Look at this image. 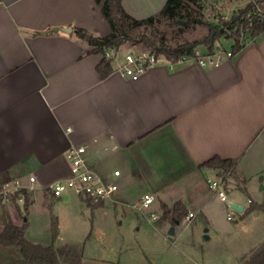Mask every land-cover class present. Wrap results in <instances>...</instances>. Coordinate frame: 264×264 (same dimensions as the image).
<instances>
[{
	"label": "crops",
	"instance_id": "1",
	"mask_svg": "<svg viewBox=\"0 0 264 264\" xmlns=\"http://www.w3.org/2000/svg\"><path fill=\"white\" fill-rule=\"evenodd\" d=\"M166 3L122 0L137 20L157 15ZM59 27L73 32L52 33ZM76 29L97 37L112 32L96 0H0V190L14 181L30 187L34 176L53 198L45 188L71 176L68 152L86 145L97 172L121 171L117 199L122 178L124 185L145 177V194L159 209L181 202L194 219L201 214L209 222L220 200L208 179L223 180L230 196L248 192V178L264 173V32L240 42L242 49L218 68L162 62L143 76L113 71L101 79L103 55ZM110 153L122 155L124 166L108 169ZM214 157L233 162L235 174L202 167ZM7 203L0 201V219L14 224ZM247 209L244 217L263 213L246 215ZM23 224L28 219L14 225Z\"/></svg>",
	"mask_w": 264,
	"mask_h": 264
},
{
	"label": "rangeland",
	"instance_id": "2",
	"mask_svg": "<svg viewBox=\"0 0 264 264\" xmlns=\"http://www.w3.org/2000/svg\"><path fill=\"white\" fill-rule=\"evenodd\" d=\"M246 2L247 0H198L191 5L190 22L185 24L182 18L177 23L162 21L155 29L150 28L146 33L157 36L158 40L163 38L160 48L169 49L187 42H201L208 35L210 26H220L222 20H230L233 11L243 9ZM247 40L246 34L238 36L233 31L230 39L218 40L215 48L221 45L230 49L234 41ZM143 48L134 42L121 47L124 52ZM119 158L123 156L110 153L105 166L110 170L123 167L124 162ZM91 167L93 168L92 165ZM248 171L250 169L247 170V175ZM238 174L245 181L242 173ZM261 176L248 178V192L228 195L229 202L248 208L246 215L253 212L252 208L255 207L257 210L254 211L264 213V190H260L264 186V179L261 181L264 173ZM120 183L121 192L120 197L116 198L117 204L106 201L104 204L101 202L90 205L72 191L65 192L61 199L46 197L38 182L33 185V191H27L30 199L33 197L35 201L34 206L26 207L25 202L18 203L14 198L8 201L7 206L13 216L11 221L19 224L27 218V238L43 246L53 244L54 225L57 223L55 248L72 250L74 257L71 261L76 260V264H241L239 258L243 253L264 242L263 213L258 218L244 217L239 212H231L227 205L217 200L208 215L209 222L201 214L194 219L196 215L193 213L191 221H187L186 216L176 225V234L169 235L168 227L175 224L169 218L163 220L164 210L159 209L157 203L144 209V213L149 216L152 212L160 215L156 224L149 223L140 211L133 208L141 205V199L147 192L149 185L146 178H134L124 185L122 178ZM226 184L228 185L227 182ZM229 213L233 214L234 221L227 219ZM8 220L7 217L0 219V232L6 223H10ZM206 229L212 233L211 240H204L202 237Z\"/></svg>",
	"mask_w": 264,
	"mask_h": 264
},
{
	"label": "trees",
	"instance_id": "3",
	"mask_svg": "<svg viewBox=\"0 0 264 264\" xmlns=\"http://www.w3.org/2000/svg\"><path fill=\"white\" fill-rule=\"evenodd\" d=\"M197 1L167 0L158 15L137 20L127 13L122 5V0H96L104 19L111 27V34L107 37H97L82 29H76L75 34L93 47V53L103 55V60L98 66V73L101 79H104L114 71L112 59L106 58L104 54L109 49L118 50L128 42L142 45L143 49L153 52L162 51L169 60L177 61L185 56H193L200 46L206 47L208 52H213L217 41L222 38L230 39L233 31L238 36L246 34L248 40L255 39L264 32V21L257 18L249 28V23L246 20V15L251 8L249 6L237 10L230 20H222L220 26H210L208 35L201 42H187L169 49L160 48L163 38L158 40L157 36L146 33L150 28L155 29L156 25L162 21L177 23V20L182 18L185 24L190 22L192 20L191 5L196 4ZM242 47L240 41H236L233 46L234 53H238ZM202 167L222 170L223 175H234L236 171V165L233 162L219 157L212 158ZM24 193L25 205L28 207V193ZM13 198L16 199V196ZM163 210V220L170 218L172 224H175V220L182 222L188 215V210L181 202L176 203L172 209L163 205ZM254 210L257 208H252V211ZM169 215L171 216L169 217ZM27 227V224L21 226L5 224L0 232V264H76V260L71 261L74 257L72 250L55 248L54 244L58 236L57 223L54 225V242L51 246H43L29 240L26 236ZM241 264H264V242L249 255L243 257Z\"/></svg>",
	"mask_w": 264,
	"mask_h": 264
},
{
	"label": "built area",
	"instance_id": "4",
	"mask_svg": "<svg viewBox=\"0 0 264 264\" xmlns=\"http://www.w3.org/2000/svg\"><path fill=\"white\" fill-rule=\"evenodd\" d=\"M245 5L244 8L251 6L246 15L249 28L253 25L255 18L264 21V0H247ZM234 55L233 47L227 49L221 45H218L213 52L203 54L199 50H196L193 56H185L177 61L169 60L165 54L153 52L148 49H129L126 52L121 48L118 50L109 49L104 54L106 58L112 59L115 65L114 71L125 77L146 75L157 68L162 62H166L169 66L174 67L179 64L193 61L204 68H218L226 60L233 58ZM67 158L70 163L71 176L67 179L58 180L45 188L54 199H59L65 192L72 191L79 198L89 202L91 205L101 202L105 203L106 201H110L114 204L118 203L116 195L120 190L118 182V178L121 176L120 170H115L111 177L104 176L97 172L91 167L89 148L86 145L71 148ZM36 183L37 179L32 176L30 177V187L23 186L19 181L5 184L0 190V201L8 202L16 196L18 203H24V192L28 190L33 191V185ZM207 184L209 189L223 204L228 206L231 212L236 211L231 207L232 203L228 201V193L222 180L208 179ZM154 203L155 198L152 195L145 194L141 199V205H135L133 208L140 211L149 223L156 224L159 220L157 214L152 212L149 216L144 213V209L149 208ZM193 218L194 214L189 213L186 219L187 221H191ZM227 219L229 221L235 220L232 213L227 215Z\"/></svg>",
	"mask_w": 264,
	"mask_h": 264
},
{
	"label": "water",
	"instance_id": "5",
	"mask_svg": "<svg viewBox=\"0 0 264 264\" xmlns=\"http://www.w3.org/2000/svg\"><path fill=\"white\" fill-rule=\"evenodd\" d=\"M236 11H234V13H235ZM180 23H182V22H180ZM57 32H61V33H65V34H72V32H73V28L72 27H59V28H57V29H55V30H52V33H57ZM264 189V187L262 186L261 187V190H263ZM231 207L233 208V209H235L237 212H239V213H243L244 212V206H242V205H239V204H234V203H232L231 204ZM25 222H27V218L25 219ZM181 223V221L180 220H175V224L176 225H179ZM176 225L175 226H171L170 228H169V230H168V233H169V235H175L176 234ZM208 231H209V229H206L205 230V235H204V238L206 239V240H209V238H210V236L208 235Z\"/></svg>",
	"mask_w": 264,
	"mask_h": 264
}]
</instances>
